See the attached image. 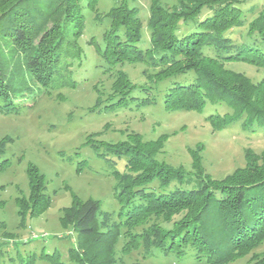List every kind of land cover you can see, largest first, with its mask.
<instances>
[{
    "label": "trees",
    "instance_id": "trees-1",
    "mask_svg": "<svg viewBox=\"0 0 264 264\" xmlns=\"http://www.w3.org/2000/svg\"><path fill=\"white\" fill-rule=\"evenodd\" d=\"M249 1L190 0L179 9L154 3L148 40L137 7L123 2L111 8L102 42L90 41L102 60L98 65L115 70L117 78L112 95L92 111L146 106L156 103L160 94L166 111H202L208 103H225L231 112L206 117L215 130L240 122L245 130L264 131V76L254 81L226 66L244 61L264 69V8L250 19L246 11L254 8L245 9ZM96 2L87 0V6L95 11ZM84 6L79 0H0V113L17 109V93L38 88L51 94L77 86L74 69L85 61L79 41ZM245 25V36L236 40L233 28ZM126 63H143L153 70L149 80L133 83L123 69ZM3 142L0 171L10 163L1 158ZM160 142L134 134L120 143H92L103 158H124L128 170L113 171L118 179L117 216L102 210L98 199L76 195L63 209L62 223L72 224L81 238L91 240L89 248L96 253L83 245V253L92 259L72 251L69 263L60 252L43 249L20 264H36L38 257L47 264H92L102 255L97 264H114L115 245L123 236L137 242L145 257L193 258L195 264H227L264 243V163L254 153H247L244 166L216 179L199 171L201 158L195 155L194 172L159 161L153 154L161 149ZM27 174L30 195L17 199L22 216L37 214L52 202L40 168L30 162ZM260 254L252 264H264V252Z\"/></svg>",
    "mask_w": 264,
    "mask_h": 264
},
{
    "label": "rangeland",
    "instance_id": "rangeland-1",
    "mask_svg": "<svg viewBox=\"0 0 264 264\" xmlns=\"http://www.w3.org/2000/svg\"><path fill=\"white\" fill-rule=\"evenodd\" d=\"M123 2L139 9L144 36L148 40V21L154 3L167 9H179L187 6L190 0H97L95 11L87 6V0H79L85 5L84 32L79 39L85 50V61L82 67L74 69L77 86L64 87L51 94L38 88L23 95L17 93V109L0 113V142L4 141L6 148L1 158L10 160L7 168L0 171V264H20L24 257L30 258L32 253L39 255L43 249L60 252L69 263L73 262L72 251L88 258L86 252L83 253V245L84 249L96 253L94 248H89L91 240L81 238L72 224L62 223L63 209L76 195L81 200L98 199L102 210L117 216L120 203L115 197L114 186L118 179L113 171L128 170L124 158H103L92 143H120L132 139L134 134H140L145 141L160 139L161 149L156 148L153 154L159 161L194 172L195 155L201 158L199 171L216 179L225 178L244 166L248 152L264 163L263 130H245L240 122H233L218 131L206 118L215 111L231 112L225 103H208L202 111H166L163 96L159 94L158 101L150 105L131 104L112 111H92L100 100L112 95L117 77L115 70L104 71L98 65L102 60L96 52V44L90 40L102 42L103 33L110 24L106 13ZM251 6L254 10H247ZM263 8L264 0H250L245 5L250 19ZM246 30V25L235 27L232 36L239 41ZM226 66L246 73L254 81L264 76L263 68L244 61H230ZM123 69L136 84L148 81L153 71L146 69L143 63H126ZM151 147L155 149L156 145ZM30 162L46 175V193L52 202L37 214L22 216L17 199H27L30 195L27 174ZM137 247V242L121 237L113 252L114 264L196 263L193 258L145 257ZM262 252L264 243L227 264L255 263ZM102 259L103 255L91 263L97 264ZM36 264L47 263L38 257Z\"/></svg>",
    "mask_w": 264,
    "mask_h": 264
}]
</instances>
